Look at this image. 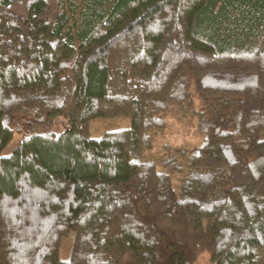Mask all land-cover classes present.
<instances>
[{
  "label": "trees",
  "instance_id": "obj_1",
  "mask_svg": "<svg viewBox=\"0 0 264 264\" xmlns=\"http://www.w3.org/2000/svg\"><path fill=\"white\" fill-rule=\"evenodd\" d=\"M171 118L198 142L155 154ZM203 251L264 264V0H0V264Z\"/></svg>",
  "mask_w": 264,
  "mask_h": 264
},
{
  "label": "rangeland",
  "instance_id": "obj_2",
  "mask_svg": "<svg viewBox=\"0 0 264 264\" xmlns=\"http://www.w3.org/2000/svg\"><path fill=\"white\" fill-rule=\"evenodd\" d=\"M131 124L130 118L126 116H119L115 118H96L91 121L90 134L93 137H100L105 130L117 129L121 127H126ZM69 126V123L66 119L60 118L53 125L48 127V130L54 131L57 134L62 133ZM36 131L30 130L29 132L20 133L16 131L7 144V146L1 151V154L4 156L10 155L23 137L28 134L35 133ZM41 132V131H38ZM165 142H170L174 145H190L193 146L197 144L198 139L194 134L193 128H189L175 119H170L169 129L161 136L157 138L155 148L153 152L155 154L163 151L162 145ZM74 240V235L71 233L63 242L60 257L63 259H69L72 251V243ZM194 264H211L210 253L208 251H203Z\"/></svg>",
  "mask_w": 264,
  "mask_h": 264
}]
</instances>
